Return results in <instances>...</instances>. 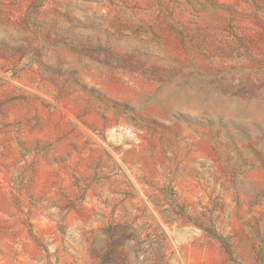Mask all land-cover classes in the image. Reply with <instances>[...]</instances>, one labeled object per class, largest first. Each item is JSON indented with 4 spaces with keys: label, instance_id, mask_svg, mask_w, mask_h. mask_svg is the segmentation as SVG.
I'll return each instance as SVG.
<instances>
[{
    "label": "rangeland",
    "instance_id": "374dc122",
    "mask_svg": "<svg viewBox=\"0 0 264 264\" xmlns=\"http://www.w3.org/2000/svg\"><path fill=\"white\" fill-rule=\"evenodd\" d=\"M0 264H264V0H0Z\"/></svg>",
    "mask_w": 264,
    "mask_h": 264
}]
</instances>
